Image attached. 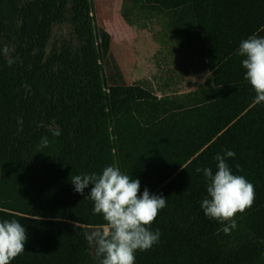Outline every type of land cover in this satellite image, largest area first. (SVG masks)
Wrapping results in <instances>:
<instances>
[{"label": "clouds", "instance_id": "1", "mask_svg": "<svg viewBox=\"0 0 264 264\" xmlns=\"http://www.w3.org/2000/svg\"><path fill=\"white\" fill-rule=\"evenodd\" d=\"M2 52L11 67L15 60L9 55V48L5 46ZM238 54L243 57L244 78L256 93L254 103H264V37L253 34L241 41ZM18 123L22 131V119ZM54 135L59 136L60 132L55 131ZM48 143V138L43 137L41 149ZM225 156L231 158L235 153L227 150L223 156L216 155L215 174L211 168H197L196 172L202 171L208 181V197L201 203L205 216L226 224L222 230L230 234L237 227L236 214L252 207L255 191L244 176L233 174ZM70 180L74 191L81 195L92 185L87 197L93 202V214L105 221L102 229L86 234L89 243L95 245L99 264H135L137 250L148 251L159 242V229L153 232L150 226L159 211L167 207V197L152 194L147 188L139 195L140 180L123 174L115 166H107L99 175L81 173ZM27 239L26 229L18 220L0 222V264H11L22 254Z\"/></svg>", "mask_w": 264, "mask_h": 264}]
</instances>
